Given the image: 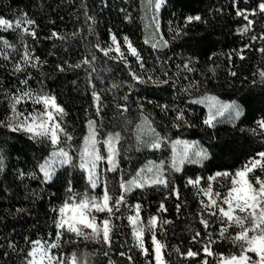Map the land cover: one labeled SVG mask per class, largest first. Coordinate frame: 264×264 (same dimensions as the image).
Returning <instances> with one entry per match:
<instances>
[{
    "label": "snow or ice",
    "instance_id": "6c2138e0",
    "mask_svg": "<svg viewBox=\"0 0 264 264\" xmlns=\"http://www.w3.org/2000/svg\"><path fill=\"white\" fill-rule=\"evenodd\" d=\"M34 2V0H33ZM104 7H107V0H101ZM165 0H141V14L145 8L152 11L154 17L159 13ZM249 0H231L236 17L241 18L243 24L238 26L236 31L244 39L240 48L233 49L228 55L231 63L232 54L240 60H244L245 50L255 51L261 54L264 59V0H253L252 6ZM81 10L85 17L89 35L94 34L93 25L96 23L94 15L89 14L87 4L81 0ZM124 10L121 9V12ZM209 15H215L223 11L222 8L208 10ZM19 15L13 14L12 18L0 16V31H11L14 33V41L0 36V68H7L9 65L10 75L17 78L15 88H0L7 101L6 115L0 119V128L12 133H22L43 151L39 156L33 155L35 163L30 170L15 169L14 176L24 185L27 192L26 180H38L40 191L33 189L30 193L33 202L43 199L44 186L55 184L60 179L58 169L65 165L78 167L86 182V188L82 193L74 191L72 179L64 181L65 199L58 205H52L49 211L52 213L51 224L53 230L48 233L49 239H32L29 235H23V244L14 241L11 237L5 236V244L0 245V264H89V255H102L107 264H114L109 257V252L119 244L121 250L118 255L127 260V264H136L132 252L135 249L138 256L144 258V264H173L165 259L164 252L169 255L175 254L179 264H264V114L254 121L255 127L247 129L253 136L262 138L259 150L252 153H245V159L239 167L217 165L215 171L209 170L205 177L202 173L189 175L184 167L186 164H194L200 168H207L220 152L228 151V146L219 143L215 136L209 137L205 145L201 141L190 142L182 139L181 130L196 127L215 128L216 118L221 116L227 109L234 120H239L245 115L244 106L232 101L230 104L217 106L215 103L209 105L208 113L201 119L190 113L189 108L177 105L175 101L167 103H156L155 107L160 109L164 117L171 114L169 123L157 131V125L151 116L146 113V104L151 105V100L141 99L135 93V88L141 85H153L160 87L168 85L172 75L163 71L161 75L146 69L145 63L137 48L133 46L127 35L122 37L123 44L138 64L139 70L132 66V63L125 58L118 42L117 35L108 30L110 43L101 42L95 39L88 42L85 54L75 62L63 59L54 65L57 73H64L68 69H84L87 79L86 84L91 90L90 108H85V131L79 142L78 164L74 162L71 154L73 149V134L65 125L64 117L67 115L65 108L57 102V96L52 91H45L43 81H40L39 88L31 87V79L34 73L44 75L42 67L48 64L47 58L37 54L35 44L42 40L64 42L68 36H82L80 28L72 33L65 34L55 29H49L46 36L39 35L38 21L30 16L28 12L18 9ZM259 17V19H257ZM126 20L130 18L125 15ZM184 24L178 25L173 33V39L188 37L186 26L193 22L208 23V17L197 13L183 17ZM52 23V21H49ZM156 32L160 31L158 20L154 19ZM259 25V28H257ZM31 38V43L28 38ZM83 39H87L86 36ZM160 44L153 43V49L167 48L169 40L160 36ZM148 43L147 40L144 41ZM257 44L259 47H257ZM15 53V55H13ZM49 52V55H52ZM114 54V55H113ZM18 57V58H17ZM119 59L122 61L126 75L119 82L108 85L107 91L113 89L123 93L117 98L113 96L111 107L116 114L123 117L124 113H130L132 106L139 112V117L134 130L135 142L126 139L122 133L127 129L117 126L109 127L103 123L102 113L109 105L104 103L102 91L96 90L95 77L93 73L98 72L97 64L103 58ZM211 59V57H209ZM194 57L181 61V65L187 72H193L191 67ZM163 64L171 63V60H163ZM181 65H177L179 68ZM213 71V69H210ZM229 75L235 77L236 72L229 70ZM258 75L259 80L264 84V68H257L254 76ZM77 81H73L75 85ZM256 79H253V84ZM181 92L186 91L180 89ZM136 95V99L132 96ZM212 101L216 97H208ZM31 102L39 105V108L21 111L19 106L23 102ZM205 97L192 99L191 103H204ZM183 103V102H182ZM131 121L125 120V124ZM237 125H234L236 127ZM175 130V131H173ZM243 133L245 129L241 128ZM150 139H145V137ZM127 145V147H125ZM195 146V150H193ZM147 149L153 155L160 152L163 158L149 160L141 167H137L134 173L125 176L122 168L123 161L131 160L130 151L141 152ZM166 153V154H165ZM123 156V160L121 159ZM6 155L0 148V172L6 169ZM103 165V168H101ZM109 174L116 177L117 189L110 191L108 187ZM220 180H227L229 183L226 191H219L214 184ZM182 182V183H181ZM102 189L99 195L96 190ZM192 191L197 198L198 208L191 218L198 221L202 230L192 232L191 243L197 247L189 246L183 248L177 244L169 246L156 233L159 231L166 234L164 225H171L172 221L164 218L163 214L169 211L167 202L171 201L177 215L187 208V198L182 196L183 190ZM91 190L92 194H89ZM146 190H155L161 195L154 212L150 213L145 224L142 219L144 199L130 202V197L135 196L137 191L143 196ZM9 191L5 186L2 190ZM54 196V193H48ZM28 199V196H25ZM226 206V207H225ZM123 210H127L125 215ZM25 207H16L14 211L4 209L7 216L20 217L28 213ZM96 214H103L98 220ZM0 216V219H4ZM126 219L130 228L133 244L128 246L127 239L113 240L117 234L118 225L115 221ZM213 225H216L213 228ZM8 227L7 224L4 225ZM35 227V225L33 226ZM150 234V245L145 246V231ZM91 241L99 248L92 253H78L74 245L79 241ZM217 241L229 242L234 251L227 255L218 252L214 245ZM127 248V250H124ZM203 254V255H201ZM208 257H212L209 260Z\"/></svg>",
    "mask_w": 264,
    "mask_h": 264
},
{
    "label": "trees",
    "instance_id": "16d2710c",
    "mask_svg": "<svg viewBox=\"0 0 264 264\" xmlns=\"http://www.w3.org/2000/svg\"><path fill=\"white\" fill-rule=\"evenodd\" d=\"M83 3L87 4L89 14L95 17L93 35L88 34L87 25L91 22H86L82 14L81 0H34V2L33 0H0V16L12 18L14 13L19 15L18 9H22L38 21V31L42 37L49 34V29H55L65 34L72 33L76 28L81 29L82 36L71 37L69 35L64 42L56 41L55 47H53V41L48 40H42L34 45L37 54L41 55L42 58H47L48 64L42 67L44 75L34 73L30 82L31 87L39 88L40 81H43L45 91L54 92L57 96V102L65 108L67 115L64 117V121L68 130L73 134L74 151L71 154L75 163L78 164L76 158L79 152V142L85 131L84 109L89 108L90 113L93 111L90 108L91 90L85 82L87 76L84 69H68L61 74L55 72L54 65L63 59L75 62L85 54L84 50L89 41L99 39L101 42L110 43L109 29L117 35L125 58L132 63L135 69L139 70V66L123 44L122 37L124 35L129 37L133 46L141 54L146 69L155 72L156 75H161L163 71L173 74L168 85H161L158 88L153 85H141L135 88V93L141 99L145 102L147 100L153 102L151 105L146 104V113L155 121L158 126L157 131L169 123L171 114L164 117L160 113V109L155 107L156 103L163 104L175 101L177 105L189 108L191 114L201 119L208 112L204 106L198 103L192 104L191 100L194 98L213 95L224 101H237L244 106L245 115L241 116L239 120H234L230 112H227L216 118L215 128L196 127L181 130V138L190 143L201 141L206 145L209 142V137L215 136L219 143L227 145L229 149L225 152H220L217 149L216 158L212 164L207 165V168L186 164L184 167L188 170L189 175L202 173L206 177L209 170H217V165L239 167L245 159V153L250 154L259 150L262 138L253 136L247 129L255 127L254 121L264 114V84L260 82L258 75L254 76L257 68H264V59L258 52L245 50L246 58L244 60H240L232 54L231 63L229 62L228 55L232 53L233 49L240 48L244 42V39L236 31L237 27L243 24V21L235 16L231 0H165L158 13V19L161 36L169 40V46L155 49L151 47V44L144 42L146 40L145 19L144 13L142 18L140 11L141 0H107V7L102 5L101 0H83ZM240 3L243 6V0H240ZM252 4L253 0H249L248 6H252ZM209 8H222L223 11L213 16L209 15L207 11ZM121 9L124 11L121 12ZM197 13L208 17V23L205 25L201 22H193L186 26L188 37L173 39V33L169 30L174 31L178 25L184 24V16ZM125 15H129L130 18L126 20ZM0 36L15 42L14 33L11 31H0ZM84 36L87 39H83ZM28 42L31 43L30 37ZM257 47H259L258 44ZM49 52L53 54L49 55ZM189 57H194L191 65L193 72H187L181 65V61ZM168 59L171 60V63H162L163 60ZM0 63H3L2 59H0ZM177 65L181 66L177 68ZM10 68V65L7 68H0V88H15L17 78L10 75ZM97 68L98 72L92 74L95 77L96 90H105L101 92V95L104 98V103L109 105L102 113L103 123L109 127L117 126L127 129L123 131L122 135L134 143V130L139 112L135 106H132L130 113H124L123 117L117 115L115 109L111 107L112 99L113 96L118 98L123 93V89L119 92L115 89L110 92L107 91L110 83L119 82L126 75L123 63L119 59L106 57L97 64ZM210 69H213L215 74ZM229 70L236 72L237 75L235 77L230 76ZM253 79H256L255 84H253ZM73 81H77V83L74 85ZM180 89L186 91L181 92ZM132 99H136V95H133ZM6 107L7 101L3 92L0 91V119L5 117ZM34 107L39 108L40 106L33 105L30 101L23 102L19 106L21 111L32 110ZM125 120L131 121V123L125 124ZM234 125L237 126L234 127ZM241 128L245 129L243 133L240 131ZM0 148L4 150L6 155V169L0 172V190L5 186L9 189L7 193L0 191V216L5 217L0 219V245L6 243L4 237L9 235L14 241H19L21 244H23V235H29L32 239L48 240V233L53 230L52 213L49 208L52 205L60 204L65 199L64 181L67 179H72L74 191L82 193L85 190L87 186L81 170L70 165L58 169L60 179L55 184L45 185L42 194L43 199L33 202L30 193L33 189L37 192L40 191V182L38 180H26L25 183L29 186L26 192L24 185L15 178L14 171L15 169L30 170L35 163L33 155L39 156L43 151L42 147L30 141L22 133H12L0 128ZM193 150H195V146H193ZM129 155L131 160H125L121 165L126 177L147 161L163 158L160 152L153 155L147 149L139 153L133 150L130 151ZM121 159L123 160V156ZM228 183L227 180H220L214 184V188L219 191H226V187L223 186ZM108 187L113 192L117 189L116 177H113L112 174H109ZM101 191L102 189L98 187L95 194L99 195ZM48 193H54V196H49ZM89 194H92L91 190H89ZM26 195L28 196L27 200L25 199ZM181 195L187 198V208L177 215L172 202L168 201L169 211L163 216L171 220L172 224L164 225L166 234L159 231L156 233L157 237L169 246V251L172 244H177L183 248L191 246L195 249L197 246L191 243L192 232L202 230L198 221L191 218L198 208L197 198L192 195V191L187 189L183 190ZM138 199L145 201L141 219L146 224L149 214L154 212L161 195L155 190H146L141 196L140 192L137 191L135 196L130 197V202L134 203ZM16 207H25L29 211L20 217L7 216L4 212V209L14 211ZM122 212L125 215L128 214L127 210L122 209ZM96 215L98 220L103 218V214ZM115 223L118 228L113 240L123 241L127 239L128 246H131L133 240L127 220L123 219L115 221ZM5 224L8 225L7 228L4 227ZM34 225L35 227H33ZM215 227L216 225H213V228ZM187 228H191L192 232H189ZM145 237L147 238L145 246L148 247L151 241L147 230ZM214 247L218 252L225 255L234 251L233 246L227 241H217ZM73 248L78 253H92L99 248V245H95L91 241L81 240L78 245L69 248V251ZM119 250H121L119 244H116L109 252V257L114 261V264H127V260L117 254ZM132 255L136 264H144V258L138 256L135 249ZM164 256L173 264H179L175 254L169 255L168 251H165ZM208 259L212 260L213 258L208 257ZM88 261L89 264H107L105 258L99 254L89 255ZM8 264H13V261L10 260Z\"/></svg>",
    "mask_w": 264,
    "mask_h": 264
},
{
    "label": "rangeland",
    "instance_id": "374dc122",
    "mask_svg": "<svg viewBox=\"0 0 264 264\" xmlns=\"http://www.w3.org/2000/svg\"><path fill=\"white\" fill-rule=\"evenodd\" d=\"M143 13H144V19H145L146 40L151 45L153 43H156L157 45H159L160 44V39L159 38L161 36V32L160 31L156 32V30H155L156 25L154 23V19L158 20V22H159L158 14H156L155 17H154L153 12L149 11L147 8H145ZM203 97H205L204 103H198V104L204 106L207 109V112L209 111V105H211L213 103H215L217 106H221V105H225V104H230L231 103V102H228V101L221 100L218 97L213 96V95H206V96H203ZM208 97H216V100L212 101L210 99H207ZM227 112H229V111L227 109H225L221 116H223ZM221 116H218V117H221ZM149 138L150 137H147V136L145 137V139H149Z\"/></svg>",
    "mask_w": 264,
    "mask_h": 264
}]
</instances>
